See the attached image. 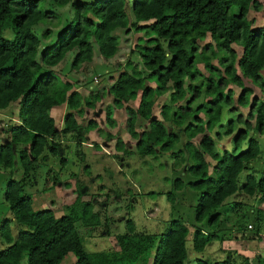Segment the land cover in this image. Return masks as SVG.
Segmentation results:
<instances>
[{
	"label": "trees",
	"instance_id": "trees-1",
	"mask_svg": "<svg viewBox=\"0 0 264 264\" xmlns=\"http://www.w3.org/2000/svg\"><path fill=\"white\" fill-rule=\"evenodd\" d=\"M44 2L0 0V113L13 104L18 106L17 122H10L7 128L9 142L0 145V167H13L18 157L23 174L21 180L10 179L5 187L3 199L13 219L0 225V242L5 245L0 249V264H62L71 254L75 264H185L190 233L194 253L201 254L218 240L222 216L228 218V212L238 206L225 204L228 198L244 193L264 199V170L259 177L248 171L258 160L264 165V156L259 157V139L264 140V25L254 28L248 18L252 7L261 5L260 0H133L132 22L126 12L127 0H52L58 8L70 4L73 18L55 43L39 53L41 41L34 27L40 23L55 26L53 18L60 24L54 12L42 9ZM117 29L143 32L145 45L137 44L132 51L146 76L129 61L108 89L85 99L72 82L60 84L52 68L72 50L73 71L92 62L94 45L104 61L113 59L119 48V40L113 36ZM9 30L14 33L12 40L3 37ZM51 35L52 30L47 29L42 37L48 40ZM230 86L240 91L235 99ZM106 94L116 108L136 102L137 108L127 107V111L139 156L174 150L181 142L178 131L185 136L187 171L196 178L189 187L200 193L192 232L182 217L168 220L161 234L137 232L128 221L125 232L115 237L117 250L87 253L83 232L87 230L91 236L100 225L93 212V196L83 200L78 191L76 201L57 218L52 208L34 211L32 197L23 194L26 178L38 168L41 157L47 160L61 155L59 149L68 142H85L76 114L92 109ZM202 96L206 100L195 106ZM161 97H167L168 103L156 118L152 111ZM63 105L67 112L58 131L51 112ZM228 108L230 117L223 125V111ZM240 108L248 110L246 116ZM109 117L107 109L106 123L111 126ZM138 117L149 123V129L139 134L134 127ZM95 126L91 122L83 130L87 133ZM199 136L198 147L191 141ZM223 137H231L232 151L217 150L216 143ZM183 151L178 152L180 157L172 152L179 164L185 161ZM60 162L66 164L64 158ZM242 175L243 184L239 182ZM183 186L179 180L174 182L175 190ZM168 200L173 202L172 193ZM222 208L226 209L223 214ZM258 216L254 231L260 238L263 219L260 212ZM12 221L20 228L16 235H12ZM236 227L234 231L241 232ZM104 229L107 232L100 235L111 236ZM193 264L211 263L196 258ZM213 264L233 263L226 259Z\"/></svg>",
	"mask_w": 264,
	"mask_h": 264
},
{
	"label": "rangeland",
	"instance_id": "rangeland-1",
	"mask_svg": "<svg viewBox=\"0 0 264 264\" xmlns=\"http://www.w3.org/2000/svg\"><path fill=\"white\" fill-rule=\"evenodd\" d=\"M73 1L91 2L94 0ZM132 1L127 0L126 5L130 22L133 21ZM260 2L261 5L256 9L252 7L248 16L249 20H252L254 28H261L264 25V0H260ZM42 9L54 12L59 17L60 24H57L58 19L53 18L52 23L55 26L40 23L34 27L33 30L41 41L39 53L43 49L42 47L55 43L58 34L68 26L73 18L70 4L64 8H58L52 0H45ZM143 24L147 25L148 23ZM47 29L52 30L48 42L42 37ZM113 36L118 38L119 48L116 56L108 61L101 58L94 45L92 62L83 65L80 70L73 71L70 67L75 50L68 52L61 64L54 70L60 78V84L72 82L74 90L85 99L91 98L97 92H102L103 89H108L119 74L125 70V65L129 61L146 76L147 72L144 71L138 55L132 51L137 44L145 45L143 32H135L133 29H117L113 32ZM3 37L12 40L14 33L9 30ZM37 61H39V56ZM213 63L216 64L215 61ZM198 68L207 76L202 65H199ZM261 74L264 78V71ZM230 89L234 93V99L237 98L240 93L239 89L234 86H230ZM255 93L256 96L260 95L258 89H255ZM205 100L206 97L202 96L195 106ZM112 101V97L106 94L94 103L92 109H84L82 114H76V120L81 127L85 142L80 145L72 141L68 142L59 149L61 155L48 156L47 160H43L41 157L37 162L38 168L26 178L23 192V194L32 197L34 211L52 208L57 218L63 216L66 207L76 201L78 191L82 194L83 200L93 196V212L100 219L102 227L99 225L91 236L88 235L89 231L83 232L82 243L87 253L117 250L118 245L115 237L125 232L128 221L133 223L137 232L161 234L165 230L168 220L182 217L192 232L195 225V206L200 195L199 192L189 187V183L194 182L196 178L187 171L189 162L186 152L183 151L186 138L181 134V130L178 131L181 135V142L176 145L174 150L160 153L157 151L154 155L141 157L136 152L137 140L130 135V117L127 111V107L136 109V102L116 108L112 105ZM165 103H168L167 97L156 99L152 111L156 118L160 117V109ZM107 109L110 110L111 126L106 123ZM17 111V104H13L8 110L0 113V145L9 142L7 128L10 122H15ZM240 111L244 116L248 113L247 109L240 108ZM66 112V105L52 109L51 114L58 131L63 128V117ZM228 112L229 108L223 111L221 121L223 125L227 124L229 120ZM199 117L205 119L203 114H199ZM91 122H94L96 126L91 131L84 132L83 129ZM166 126L170 129L168 123ZM134 127L139 134L149 129V123L138 117ZM253 136L256 137V135ZM200 139L201 136L191 142L198 146ZM259 142V157H263V137L259 139ZM216 145L219 152L233 150L231 137L228 139L223 137V141H217ZM244 149L245 145L240 151ZM179 151H183L185 160L180 164L178 163L180 161H176L172 155V152L178 155ZM63 158L66 160L65 165L60 162ZM17 163L18 157L15 158L13 167H0V225L6 219H13L3 197L5 187L10 179L21 180L23 178ZM251 167L248 171L259 177L264 170L263 161L253 162ZM178 180L184 184L181 190L174 189V182ZM239 182L244 183V175L239 176ZM169 193L174 196L173 202L168 200ZM228 203L238 206L228 212V218L222 216L224 222L222 221L223 226L218 234V240L209 244L201 254H198L192 251L191 233L187 237L188 258L185 264H193L196 258L206 259L211 264L226 259L233 264H264V236L259 238L254 231L258 225V213L260 212L263 226L259 234L264 235V199L257 194L250 197L244 193H237L226 200L225 204ZM225 210L222 208L220 212L223 214ZM249 225L252 226V229H248ZM235 226L241 232L234 231ZM11 228L12 235H16L20 230L14 221H12ZM104 228L109 230L111 236L100 235L107 232ZM4 247L5 245L0 242V249ZM62 264H75L74 256L72 254L66 256Z\"/></svg>",
	"mask_w": 264,
	"mask_h": 264
},
{
	"label": "crops",
	"instance_id": "crops-1",
	"mask_svg": "<svg viewBox=\"0 0 264 264\" xmlns=\"http://www.w3.org/2000/svg\"><path fill=\"white\" fill-rule=\"evenodd\" d=\"M48 40H49V39H48ZM48 40H46V41L48 42ZM47 46H48V45H47ZM47 46H44V47H42V48H45V47H47ZM60 64H61V63H59L56 67H58ZM56 67L52 68V70H55ZM51 113H52V112H51ZM14 121L17 122L16 119H15ZM262 236H264V235H263V234L260 235V237H262Z\"/></svg>",
	"mask_w": 264,
	"mask_h": 264
},
{
	"label": "built area",
	"instance_id": "built-area-1",
	"mask_svg": "<svg viewBox=\"0 0 264 264\" xmlns=\"http://www.w3.org/2000/svg\"><path fill=\"white\" fill-rule=\"evenodd\" d=\"M248 229H252V226L249 225V226H248Z\"/></svg>",
	"mask_w": 264,
	"mask_h": 264
}]
</instances>
